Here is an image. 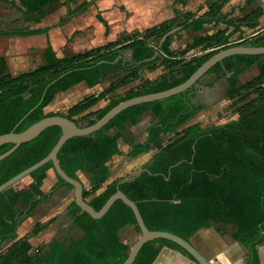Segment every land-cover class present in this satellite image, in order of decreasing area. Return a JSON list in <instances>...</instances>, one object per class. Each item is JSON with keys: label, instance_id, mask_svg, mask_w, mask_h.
Masks as SVG:
<instances>
[{"label": "trees", "instance_id": "obj_1", "mask_svg": "<svg viewBox=\"0 0 264 264\" xmlns=\"http://www.w3.org/2000/svg\"><path fill=\"white\" fill-rule=\"evenodd\" d=\"M0 1L9 3L22 12L26 21L38 25L57 7L63 8L59 18L63 24L96 0L82 2L75 8L70 5L75 0ZM226 1L211 2L198 17L186 13L182 19L171 18L115 42L63 57L56 55L48 41L41 52L44 63L16 75L8 71L5 58L0 57V135L20 132L54 114L66 116L78 126L91 125L120 101L182 83L220 49L232 45L264 46V30L249 42L243 39L242 27L255 31L259 25L262 9H257L238 23L226 21L225 28L194 36L177 49L171 48L172 34L159 47L160 39L175 26H192L198 31L204 23L218 19ZM49 28L28 25L0 30V36H29L47 33ZM235 33L237 40L243 39L240 43L232 42ZM125 49L132 51L131 63L124 60ZM252 65L258 67V74L239 84L238 75ZM159 66H163L162 73L152 79L145 78L147 72ZM211 72H221L222 76L230 73L227 97L236 118L209 126L187 124L203 108L191 101V87L164 99L128 107L96 132L69 138L57 158L68 176L81 180L79 172L87 174L88 187L83 185V198L95 210L119 189L136 203L149 230L168 231L189 240L202 227L218 224L223 230L226 225H232L234 230L230 235L245 247L247 264H261L258 249L264 244V54L229 56L207 73ZM110 75L114 81L98 94L83 97L65 111L45 110L57 94L80 82L92 88ZM122 88L126 89L119 92ZM105 99L108 101L104 106L92 110ZM147 111L155 121L147 126L143 141L131 144L127 156L153 151L151 159L133 178L110 180L109 162L120 152L119 139L126 124H135ZM61 134V128L53 125L21 143L0 161V185L45 157ZM12 145H0V155ZM52 168L53 162L48 161L0 193V264H121L130 245L121 240L119 231L130 224L140 232L132 209L121 199L115 200L100 218L91 217L73 200L69 211L74 225L83 231L79 239L52 240L34 248L29 238L45 230L54 218L35 223L19 237L20 225L39 202L48 200L60 185L73 188L55 174L57 182L44 192L43 181ZM8 240L11 244L4 247ZM164 246L186 254L174 242L153 239L144 243L132 264H152Z\"/></svg>", "mask_w": 264, "mask_h": 264}, {"label": "crops", "instance_id": "obj_2", "mask_svg": "<svg viewBox=\"0 0 264 264\" xmlns=\"http://www.w3.org/2000/svg\"><path fill=\"white\" fill-rule=\"evenodd\" d=\"M85 1L92 0H75L74 2H71V8H75L80 3ZM213 1L215 0H96L95 3L90 4L86 10L72 16L63 24L59 23V10L62 9L58 10L57 7L44 18L46 21L51 16L49 20L56 18L58 21L53 24L48 20L50 24L46 26H50V28L47 33H39L29 36H0V57H4L5 60L7 58L12 63L14 62L21 64L22 61H24L25 54L30 47L39 48L41 53L46 47L48 41L51 43L56 55L58 57H63L70 53L83 51L110 42H115L117 40L123 39L125 36H128L133 32L143 31L171 18L182 19L183 15L186 13H195V17H198L208 9L209 4ZM1 3L6 4V7L5 5L3 7ZM121 3L125 4V8L127 9L125 13L117 12L114 8L116 4ZM257 9H262V14L258 17L259 25L257 29L254 31L248 29L247 27H242L244 33L245 30L250 31L248 37L251 39V37L264 30V0H227L221 9L219 18L204 23L198 31H194L192 26H188L186 28H182V25L173 27L175 30L172 33L171 48L177 49L185 45L194 36L212 34L220 29H223L226 27V21L238 23L245 17L246 14ZM99 17L103 18V21H101ZM43 23H40L37 26L44 27ZM68 25L71 27H68ZM3 26L6 28L2 29ZM27 26L28 21L24 19V16L20 10L12 7L7 2L0 1V30L21 29ZM229 29H231V27H229ZM177 32H179L178 37H176ZM234 35L238 37V33H235ZM246 37L247 36H245V38ZM122 54L124 56L125 62H132L131 49L123 50ZM40 56L41 63L37 64L36 66L42 65L44 63L42 55ZM27 70L28 69L22 70L15 74ZM162 71L163 66H159L154 71L147 72L145 74V78H155L160 73H162ZM227 75L228 73L225 76H222L221 72L206 73L193 86L192 91L189 93L191 101L195 105L200 104L203 106V108L195 115V117H203L207 112H210L211 115L217 108H219V104L224 98L221 97V88L216 81L221 77L226 78ZM135 84H137V82L133 83V85ZM92 88L88 87L85 82H80L71 89L57 94L55 99L52 101L53 104L51 106H65L66 108L70 107L83 97L92 94ZM227 90L228 88L226 89V96ZM226 98L228 99V97ZM143 115H148L151 119L143 131L139 133V135L142 136L144 134L146 137V128L151 122L155 121V118L150 111L145 112L141 115V117ZM210 115H206L204 119H207ZM192 119H194V117ZM191 120L190 124L196 122H191ZM138 122L135 124L127 123L125 130L128 128V126H135L138 124ZM136 134L137 133L134 132L133 136ZM121 139L124 140V132ZM144 139L132 140L124 148H121L119 143L120 152L115 154L112 157V160L118 159L122 155L126 156L130 158L128 162L129 166L132 164H137L139 161H149L153 152L139 155L140 157L143 156L141 160H137V157L139 156L129 157L126 154V152L131 149L132 143L141 142ZM142 169L143 166L139 168L138 172H140ZM78 175L81 179V182H83L84 187H87V174L79 172ZM56 182L57 177L54 171L49 169L47 171L46 178L43 181L42 190L44 192H48ZM72 201V189L66 185H60L48 200L39 202L36 205L32 215L23 221L19 228H21L24 224L25 228L23 227L24 230L22 233H20L18 230L19 237L29 232L35 223H43L50 218H54V221L45 230L29 238V241L33 247L44 245L52 240L69 242L72 239L75 240L82 237L83 231L74 225L69 211ZM229 226L233 228L232 225H226L223 230H220L218 228V224H211L208 227H202L198 229L189 238V240L199 251L205 255H214L215 258L218 259L217 261L219 264H247V251L239 241L231 237L230 234L232 230H228ZM119 236L121 240L124 243L129 244L130 247L137 239V237L134 238L133 243L130 244V241H132L133 237L135 236V228L130 224L125 225L119 231ZM11 242V240H8L4 244L8 246L11 244ZM258 251L262 253L261 257H259L260 263L262 264L264 257L263 249ZM177 252L179 251L176 249L170 247L166 248L164 246L155 264H176L180 260ZM183 261L185 260L182 259V262L179 261L181 262L180 264H193L189 263L188 261Z\"/></svg>", "mask_w": 264, "mask_h": 264}, {"label": "water", "instance_id": "obj_3", "mask_svg": "<svg viewBox=\"0 0 264 264\" xmlns=\"http://www.w3.org/2000/svg\"><path fill=\"white\" fill-rule=\"evenodd\" d=\"M177 28V27H176ZM179 29V28H178ZM175 28L168 31L159 41V47L161 46L162 42L166 38L167 35H171ZM264 54V46H255V45H232L223 49L218 50L212 56H210L206 61H204L197 69L182 83L171 87L169 89H165L162 91L137 95L123 101H120L118 104L113 106L109 109L101 118L97 119L93 124L88 126H78L73 120L69 119L63 115H49L46 116L37 122L31 124L26 129L15 132L10 131L8 133H4L0 135V145L4 143H12V147L2 153L0 155V161L10 155L21 143L30 141L37 137L43 130L46 128L57 125L61 128L62 134L52 147L50 152L37 161L36 163L32 164L31 166L25 168L18 174L14 175L4 183L0 185V193L7 189L10 186L16 185L19 181L28 177L34 170L38 169L39 167L46 164L48 161L53 162V168L55 174L61 177L64 182L72 185L73 191V200L76 205L82 210L88 213L93 218H100L102 217L111 205L114 203L115 200L121 199L127 206H129L136 218L137 225L139 226L140 232L139 236L137 237L136 241L130 247L128 255L126 259L121 264H132L134 259L136 258L139 250L144 245V243L153 240V239H166L168 241L174 242L179 247H181L186 254L182 252H177L179 256V261L182 262V259L188 261L189 263L193 264H219L218 259L215 256H207L204 253L200 252L191 242L190 240H185L180 236L173 234L168 231H158V230H149L139 212V209L134 201L129 199L121 190H117L113 193L103 204V206L99 210H95L88 202L83 198V183L81 180L72 178L68 176L60 166V163L57 158V153L65 143L66 140L72 138L74 136H84L89 135L100 128H102L105 124H107L114 116H116L122 110L140 104V103H147L152 102L160 99L167 98L169 96L181 93L186 91L187 89L193 87L201 77H203L208 70L214 66L216 63L221 62L223 59L233 56V55H259ZM156 55V54H155ZM154 57V56H153ZM140 172L135 173L134 175L125 178L124 180H129L134 176L138 175ZM166 248H169L165 246ZM164 248V247H163ZM162 248V249H163ZM161 249V250H162ZM264 249V244L259 246L258 250ZM159 251L157 257L153 261L152 264H155L156 260L159 257L161 252ZM259 257H261L262 253L258 251ZM177 262L176 264H180L181 262ZM183 261V262H185ZM263 264H264V257H263Z\"/></svg>", "mask_w": 264, "mask_h": 264}, {"label": "rangeland", "instance_id": "obj_4", "mask_svg": "<svg viewBox=\"0 0 264 264\" xmlns=\"http://www.w3.org/2000/svg\"><path fill=\"white\" fill-rule=\"evenodd\" d=\"M130 2V1H129ZM2 6L6 7V4L1 3ZM128 7V6H127ZM115 10L117 12L120 13H125L127 11V9L125 8V4L121 3V4H116L115 5ZM59 9H63L61 7L57 8ZM62 10H59V14H61ZM48 18V17H47ZM51 18V16H50ZM48 18V20L50 19ZM60 18V15H59ZM46 20L43 25H49L50 23L55 24V22H58L56 18L51 19L49 21ZM28 25L34 27L37 26L35 24H32L31 22H28ZM68 27H71L70 25H68ZM6 28L5 26L2 27V29ZM250 33L249 30H245V36H247L246 38L244 37L243 39H246L245 41L249 42L250 38L248 37V34ZM188 39V38H186ZM233 41L232 42H237L240 43L241 40H237V36H233L232 37ZM29 41V40H28ZM95 41V40H94ZM30 43V42H29ZM41 53H40V49L39 48H29L27 53L25 54L24 57V61H22L21 64H17V63H12L10 62L7 58H6V64L8 66V71L13 74L16 75L15 73L22 71V70H30L32 68H34V66H36L37 64L41 63ZM258 74V67L256 65H252L248 68H245L241 71V73L238 75V83L239 84H244L246 82H248L249 80H251L254 76H256ZM230 76V73H228L227 77H221L220 79H218L216 82L220 85V91H221V97H223L224 99H222L221 103L219 104V108H217L211 115L210 112H207L203 117H195L194 119L191 120L192 121H196L195 123H200L202 124V126H209L211 124H215V123H222L224 121H227L229 119H234L236 118V113L235 110L232 106H230L231 101L228 100L226 97V89L229 88V84H228V77ZM114 81V77L112 75L108 76V78L106 80H104L103 82H101V84L95 86L94 88H92L91 92H93L92 94H98L100 91H102L105 87H107L109 84H111ZM125 89H120L118 90L119 92H123ZM86 93V92H85ZM87 94V93H86ZM85 94V95H86ZM83 95V96H85ZM107 99L100 101L96 106H94L92 108L93 111L97 110L98 108H101L102 106H104L107 103ZM53 103L51 102L46 108V111H53V112H61V111H65L67 108L65 106L62 107H53L51 106ZM206 115H210L207 119H204V117ZM140 120V121H139ZM137 122L138 124H136L135 126H128V128L125 130H123L124 132V140H122L121 138L119 139V143L121 148H124L128 145V143H130V141L132 140H141L144 139L145 135L143 134L142 136L139 135V133H141L143 131V129L145 128V126L150 122V116L148 115H143L141 117V119H139ZM136 122V123H137ZM187 124H190V121L187 122ZM186 124V125H187ZM113 131V129H112ZM136 132L137 134L135 136H133V133ZM123 137V136H122ZM153 152V151H151ZM127 154V152H126ZM143 158L142 157H137V160H141ZM112 160V159H111ZM109 162V167L111 170V179L115 178V177H129L133 174H135L136 172H138L139 168H141V166H143L144 164L148 163V161L144 162L143 161H139L137 164H132L129 166V160L130 158L126 157V156H121L118 159H114ZM127 161V162H126ZM88 187V186H87ZM25 228V224L19 228V232L22 233L24 228ZM32 228V227H31ZM228 230H234V228H231V226H229ZM229 232V231H228ZM26 234V233H25ZM139 236V232H137L135 230V236L133 237L132 241H130V244L133 243L134 238ZM4 247H6L7 245H3ZM36 248V247H34Z\"/></svg>", "mask_w": 264, "mask_h": 264}, {"label": "bare ground", "instance_id": "obj_5", "mask_svg": "<svg viewBox=\"0 0 264 264\" xmlns=\"http://www.w3.org/2000/svg\"><path fill=\"white\" fill-rule=\"evenodd\" d=\"M263 253H264V249H263Z\"/></svg>", "mask_w": 264, "mask_h": 264}, {"label": "flooded vegetation", "instance_id": "obj_6", "mask_svg": "<svg viewBox=\"0 0 264 264\" xmlns=\"http://www.w3.org/2000/svg\"><path fill=\"white\" fill-rule=\"evenodd\" d=\"M201 252V251H200ZM248 257V256H247ZM263 264V263H262Z\"/></svg>", "mask_w": 264, "mask_h": 264}]
</instances>
